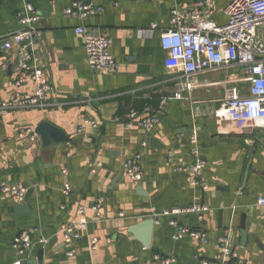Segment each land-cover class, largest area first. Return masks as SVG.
<instances>
[{"label":"crops","instance_id":"obj_1","mask_svg":"<svg viewBox=\"0 0 264 264\" xmlns=\"http://www.w3.org/2000/svg\"><path fill=\"white\" fill-rule=\"evenodd\" d=\"M72 1L0 0V100L17 91L32 93L40 83L47 86L45 105L12 110L0 122V264H161L158 253L175 257L177 264H199L218 253L228 228L243 264H264V206L258 204L264 195V128L240 130L215 117L233 88L247 92L248 76L239 66L184 76L168 67L161 45L172 7L195 0H84L104 8L85 20L65 14ZM228 1L214 0L213 18L222 25ZM30 4L40 19L41 36L33 49L39 81L18 86L17 48L5 49L3 43L22 27L18 16L27 14ZM152 23L158 29L146 32ZM82 24L107 34L116 68L89 66L83 37L75 30ZM147 106L156 109L158 123L151 129L128 127V114L148 116ZM84 115L98 126L86 124L78 131ZM41 123L62 134L55 147H41L35 131ZM193 129L199 133L206 190L187 181ZM152 138L160 146H152ZM136 155L143 169L139 182L124 169ZM3 183H22L26 195L31 189L28 209L16 210V201L1 190ZM194 203L209 207L204 219L194 213L175 218L207 233V244L190 236L174 239L172 217L162 214ZM96 204L103 218L93 210ZM81 206L87 226L66 244L61 226L78 220ZM36 226L48 242L18 255L16 239ZM72 248L75 254L69 256Z\"/></svg>","mask_w":264,"mask_h":264},{"label":"built area","instance_id":"obj_2","mask_svg":"<svg viewBox=\"0 0 264 264\" xmlns=\"http://www.w3.org/2000/svg\"><path fill=\"white\" fill-rule=\"evenodd\" d=\"M103 11L104 8L94 2L73 0L65 9V14L85 20ZM214 13V0L178 1L172 7L170 27L160 33L161 45L169 56L168 67L178 69L187 77L225 66L241 67L248 76L247 92L241 93L239 87L233 88L216 108L215 117L217 120L230 121L240 130L264 128V0H229L224 8L227 22L223 25L213 18ZM18 19L22 27L10 34L3 47L8 50L14 46L17 48L20 70L17 85L20 86L27 79L35 83L39 81L33 49L40 39L41 32L36 27L40 19L33 5L28 6L27 14H19ZM157 29L158 24L152 23L146 32H154ZM75 30L83 37L87 63L90 67L97 71L116 68L117 62L110 52V39L107 34L90 29L84 24ZM46 94V84L40 83L32 93L17 91L9 100H0V122L3 116L12 110L45 105ZM164 103L165 100L161 105ZM155 110L152 106H147L145 113L148 116L145 117L132 110L126 118V125L132 127L138 124L146 129L153 128L158 123ZM86 124L92 128L98 126L96 120L84 115L78 131H83ZM190 143L193 163L189 168L187 181L193 188L206 190L208 183L204 177V163L200 158L197 129H193ZM124 169L129 178L139 182L143 176L141 156L128 158ZM63 173L66 175L68 173L65 168ZM71 189L70 183H67L64 188L65 194H69ZM1 190L16 202L25 201L27 188L22 183H3ZM258 204L264 206V195L259 196ZM93 210L103 218L99 204L94 205ZM208 210L207 205L194 203L187 207L164 211L162 214L172 217L170 224L176 228V232L172 234L174 239L190 236L207 244L209 241L207 233L190 229L180 224L175 217L181 213H194L198 218L204 219ZM79 213L81 217L78 220L61 226L60 230L66 244H72L75 239L80 238L87 226L88 220L84 216L83 206L79 208ZM40 231L36 226L21 232L14 243L18 255H24L36 243L48 242ZM230 231L231 228H228L220 237L221 246L218 253L211 258H201L199 264H243L239 247L229 240ZM97 242L96 238L91 240L93 249L97 247ZM74 254V248L68 251L69 256ZM155 259L161 264H177L175 257H164L159 253L155 255Z\"/></svg>","mask_w":264,"mask_h":264},{"label":"water","instance_id":"obj_3","mask_svg":"<svg viewBox=\"0 0 264 264\" xmlns=\"http://www.w3.org/2000/svg\"><path fill=\"white\" fill-rule=\"evenodd\" d=\"M35 131L40 136V144H41V147L44 149L55 147L59 143L60 141L59 139L62 135L58 130H56V128L46 123L39 124L36 127ZM151 141H152V146H156V147L160 146L159 145L160 143L156 139L152 138ZM137 190L140 192V187H137ZM30 193H31V189L28 191L24 202L14 203L16 210L24 211L28 209V205L26 204V201L28 200ZM241 226L244 229L243 236L246 237V230H245L244 222H242ZM91 227L92 225L89 224L88 228L90 230H91Z\"/></svg>","mask_w":264,"mask_h":264},{"label":"rangeland","instance_id":"obj_4","mask_svg":"<svg viewBox=\"0 0 264 264\" xmlns=\"http://www.w3.org/2000/svg\"><path fill=\"white\" fill-rule=\"evenodd\" d=\"M223 78V77H222ZM215 79H218L217 77ZM205 93H208L207 91H205ZM219 93V92H218Z\"/></svg>","mask_w":264,"mask_h":264}]
</instances>
